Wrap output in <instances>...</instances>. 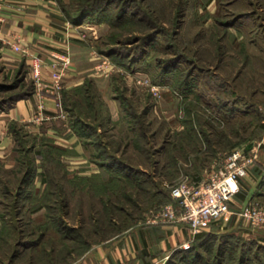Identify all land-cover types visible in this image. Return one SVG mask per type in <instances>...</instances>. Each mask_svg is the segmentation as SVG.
Listing matches in <instances>:
<instances>
[{"label": "rangeland", "instance_id": "374dc122", "mask_svg": "<svg viewBox=\"0 0 264 264\" xmlns=\"http://www.w3.org/2000/svg\"><path fill=\"white\" fill-rule=\"evenodd\" d=\"M59 4L70 22L83 15L74 24L95 64L111 63L106 77L120 114L107 121L89 80L59 93L65 108L59 125L91 139L87 159L99 166L93 173L83 167L87 161L63 157L61 147L9 123L11 144L0 158V264L76 260L145 224L173 184L206 177L232 148L243 146L255 156L260 148L264 0ZM32 84L25 67L11 71L0 60V113L2 101ZM215 236L189 240L188 248L180 245L158 264H264L263 245Z\"/></svg>", "mask_w": 264, "mask_h": 264}, {"label": "crops", "instance_id": "0c3cea01", "mask_svg": "<svg viewBox=\"0 0 264 264\" xmlns=\"http://www.w3.org/2000/svg\"><path fill=\"white\" fill-rule=\"evenodd\" d=\"M73 24L64 17L59 0H0V60L6 69L13 71L25 67L28 74L30 55L38 54L42 58H48L50 54H67L70 62L61 77L60 94L64 95L67 91L85 85L86 81H91L103 102V113L107 116V121L115 122L120 110L111 93L109 79L93 73L92 66L96 59ZM13 45H18L26 53L14 50ZM41 72L43 81L50 84L48 69L43 67ZM52 92L50 85L47 91L42 92L45 104L43 113L55 116L50 120L39 124L31 121L35 108V98L32 96L15 100L10 107L1 111L0 158L11 144L9 123L15 122L29 130L28 134L31 136L61 147L63 157H79V161H87L89 164L85 163L83 166L89 169L87 173L97 172L99 166L87 159L90 155L87 144L92 142L91 139L78 138L64 125H59L58 121L63 117L56 115ZM261 135L255 162L248 169L247 175L239 181L241 191L230 202V213L220 218L219 222L210 223L194 235L181 224H139L92 246L78 259L66 264H158L159 259L162 260L184 241H195L203 236L216 238V234H225L229 238L237 236L264 246V226H251L237 214L244 206L251 204L264 209L263 125ZM37 172L36 167L33 173L35 180L38 179ZM32 185L37 188L36 182H32ZM217 224L219 227H216Z\"/></svg>", "mask_w": 264, "mask_h": 264}, {"label": "built area", "instance_id": "2783aa9c", "mask_svg": "<svg viewBox=\"0 0 264 264\" xmlns=\"http://www.w3.org/2000/svg\"><path fill=\"white\" fill-rule=\"evenodd\" d=\"M74 25V29H76ZM16 51H22L18 45H13ZM67 54H50L48 58H42L38 54L30 55L28 71L31 75L35 98V108L31 114V121L39 124L44 120H50L53 115L44 114L43 91L50 89L54 93V108L56 115L65 117L60 100L61 77L69 65ZM46 67L50 73V84L43 81L41 69ZM112 71V65L108 59H100L93 66L95 75L108 76ZM141 84L146 85L147 80L142 79ZM262 124L264 126V110ZM260 140L257 146H260ZM256 146V147H257ZM256 147H252L254 150ZM255 160V153L243 146L232 148L223 158L219 166L204 178L193 181L182 180L173 184L169 189L170 201L160 205L156 210H150L146 216V224L165 223L184 225L194 235L210 223L226 217L230 213V202L239 190V181L248 173V169ZM89 171V169H88ZM237 214L251 226H264V209L256 204L246 205ZM188 242L181 246L188 248Z\"/></svg>", "mask_w": 264, "mask_h": 264}, {"label": "trees", "instance_id": "16d2710c", "mask_svg": "<svg viewBox=\"0 0 264 264\" xmlns=\"http://www.w3.org/2000/svg\"><path fill=\"white\" fill-rule=\"evenodd\" d=\"M82 18H83V15L82 16H77L76 18H74V19H71V22L72 23H78L79 21H81L82 20ZM32 87L28 90V91H23V92H21V93H18L17 95H11L8 99H5L4 101H2L1 102V105H3V106H6V108H8V107H10L11 106V104L15 101V100H17V99H20V98H22V97H24V96H27V95H29L32 91H33V84L31 85ZM12 130V129H11ZM42 141L43 142H46V143H49L48 141H46V140H44V139H42ZM101 163V162H100ZM100 165H103V163H101ZM110 165V164H109ZM112 165V164H111ZM35 170V169H34ZM34 173V172H33ZM33 173H32V178H33ZM197 177H195V179H196ZM241 191V188L239 187V190L237 191V192H240ZM20 195H21V193L20 192H18V193H16V195H15V198H19L20 197ZM171 199H170V196H169V192H168V196H167V202L168 201H170ZM17 202V201H16ZM35 242V241H34Z\"/></svg>", "mask_w": 264, "mask_h": 264}]
</instances>
